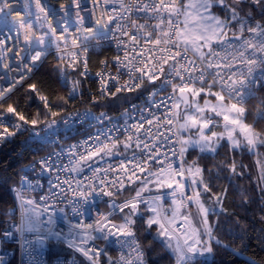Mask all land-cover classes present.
Here are the masks:
<instances>
[{
  "label": "snow or ice",
  "instance_id": "1",
  "mask_svg": "<svg viewBox=\"0 0 264 264\" xmlns=\"http://www.w3.org/2000/svg\"><path fill=\"white\" fill-rule=\"evenodd\" d=\"M34 2L35 13L22 15L10 0H0V29L7 30L0 31V62L9 72L20 74L19 80L10 78L14 82L7 89L0 87V143L24 133L40 143H55L53 137L60 126L67 128L76 120L102 123L107 119L111 127L89 132L84 140L33 162L32 171L39 165L41 174L58 173L55 183L48 182L49 194L40 196L39 201L25 199V184L35 190L26 176L20 178L21 187L10 189L15 193L12 211L20 213L15 230L24 242L43 246L50 238L63 239L83 257H73L70 264H102V257L107 258V264H150L154 242L165 250L170 264H204L197 258L211 256L217 248L242 251L224 244L211 222V217L218 222L227 213L224 204L229 186L241 197L239 207H259L264 232V129L257 128L264 121V96H257L258 91L264 93V0H91V9L87 0H63L58 8L42 0ZM115 3L119 8L106 7ZM25 8H31L29 0H25ZM82 13L92 18L87 27ZM40 21L47 31L37 36L35 22ZM53 21L64 25L59 36ZM72 27L75 32L69 51ZM21 35L25 47L15 52L19 64L13 69L6 56L19 44ZM110 37L118 49L123 48V57L99 62L104 69L95 73L99 97L119 99L117 94L122 92L143 95L152 89L147 106L133 104L131 112L126 109L121 114L123 125L112 123L105 113L96 116L90 109L81 113L69 107L78 95L83 96V83L92 75L87 42ZM53 46L60 53L52 69L54 82L65 94L55 93V99H50L53 92L29 84L27 102L38 99L42 107L38 104L36 113L26 116L18 110V103L8 101L17 84L44 66ZM110 67H115V74ZM121 69L127 70L122 83L125 73ZM70 75L76 78L69 79ZM0 79H9L7 73ZM160 93L163 95L155 99ZM97 99L92 97V102ZM252 100L258 101L254 113L248 108ZM129 119L134 122L128 123ZM221 127L222 131L216 130ZM189 149H198L202 155L188 163L185 156ZM237 149L255 157L258 175L254 187L240 190L235 183L249 168L235 158ZM221 150H225L224 159L213 167L198 162L215 160ZM65 155L68 164L61 167L58 162ZM85 170L90 175L83 179L68 175L61 180L59 175H80ZM221 180L228 185L220 187ZM97 198L108 211L99 212L97 205L95 218L84 223ZM65 201V206L59 207ZM191 206L197 210L195 216L189 211ZM69 208L79 222L70 218ZM57 210L67 223L66 233L54 230ZM45 214L46 220L42 219ZM240 223L238 219L237 225ZM154 226L155 236L145 246L137 233L142 229L147 238ZM25 233H34V240H27ZM3 236L10 237L12 232L5 229ZM97 241L104 247L97 246ZM109 244L121 249L116 261L107 254Z\"/></svg>",
  "mask_w": 264,
  "mask_h": 264
},
{
  "label": "trees",
  "instance_id": "2",
  "mask_svg": "<svg viewBox=\"0 0 264 264\" xmlns=\"http://www.w3.org/2000/svg\"><path fill=\"white\" fill-rule=\"evenodd\" d=\"M51 5L57 7L63 0H46ZM112 51L105 50L99 53H92L90 55V66L98 68L100 61L103 60ZM57 63V56L55 54H49L46 58V62L42 68L36 71L35 75L28 79L21 87L17 88L12 95V99L8 103H18V110L24 111L26 116L34 115L37 111V105L42 107V104L38 101L36 103H28L26 100V94L30 91L29 84L35 83L38 88L45 92H53L54 95L50 96V99H55V93L64 95V92L59 90V86L54 82V73L52 71L53 66ZM74 78H76L74 76ZM94 87V84L85 80L83 83L82 91L83 96L77 97L76 101L70 102L69 107L75 109H96L107 110L113 115H118L120 111L128 105L130 102L135 101L143 97L148 92H144L143 95H138L137 92H122L117 94V97H105L99 100L96 104L90 103V97L87 90ZM151 89V88H149ZM148 89V90H149ZM257 100L251 101L252 104H257ZM6 106V105H5ZM252 121L249 117L248 122ZM43 126V125H41ZM39 126V127H41ZM48 152L46 146L40 145L39 142L29 139V134H18L13 140L7 141L0 145V215L2 217L10 216L14 212L13 206V193L10 191L12 186L17 183L22 168L37 160L40 156ZM225 150H221L220 155L215 160L198 161L200 163H207L208 167H213V164L219 163L224 159ZM199 154L198 149H189V153L186 154L185 159L188 163L193 160H197ZM231 157L233 154L228 153ZM235 158L237 161L242 162L245 165H249L247 168L246 176L241 177L235 181L240 186V190L254 187L257 182V167L255 166V159L251 153L246 151L236 150ZM220 187L228 185L225 180L218 181ZM241 197L234 193L233 188L229 186L228 198L225 201L226 214H222L217 222L216 217H211V222L216 224L217 230L215 235L224 243L232 248H239L242 251H225L217 248L214 251L215 258H200L204 264H252L255 260L256 264H261L264 261V232H261L259 207L255 204H249L247 208L239 207ZM205 203L210 206L211 202L205 199ZM228 214H231L229 216ZM241 223L237 225V220ZM138 236L141 238L145 246L155 236V226L150 236L145 238V233L141 229L138 231ZM243 236L241 240L240 237ZM246 246V247H245ZM64 252H70L65 249ZM150 264H170L165 250L160 246L158 242H154L149 252ZM9 264H17L15 260Z\"/></svg>",
  "mask_w": 264,
  "mask_h": 264
},
{
  "label": "built area",
  "instance_id": "3",
  "mask_svg": "<svg viewBox=\"0 0 264 264\" xmlns=\"http://www.w3.org/2000/svg\"><path fill=\"white\" fill-rule=\"evenodd\" d=\"M30 4H31V8L30 9H26L25 8V0H10V3L12 4V6L19 11L22 15H26L27 11H31L33 13H35L36 9H35V2L34 0H29ZM42 3L47 4L49 7H54V8H58L51 5L50 3H48L46 0H42ZM87 6L89 9L92 8L91 5V0H87ZM106 7H108L109 10H111V8L116 7L119 8V4L115 3V4H109ZM15 14V13H14ZM82 15L86 16V21H85V27L89 26L90 22H91V17L88 16L86 13H82ZM49 19H52L51 17H49ZM32 20L35 21V16L32 17ZM143 22V21H141ZM42 23V21L40 22H35V32L36 35L39 36L41 35L43 32L47 31V27H40V24ZM53 26L57 27V35L59 36L61 33L62 28L64 27L63 24L57 26L55 21H53ZM0 31H7L6 29H0ZM75 32V27L69 28V39H68V46H69V51H71V34ZM117 36H119V33H116ZM48 38L46 37V40ZM126 39V38H125ZM89 44V55H91L92 53H99V52H103L105 50H110L112 51L111 53H109L103 60L107 59L109 61L112 60L113 57L119 55L121 57H123V48H119L117 47V43L114 39H111V37L108 40H97V39H90L88 42ZM99 44L100 46L97 47L96 45ZM13 44L10 41L9 42V47H12ZM25 47L24 42H23V36L21 35L20 37V42L18 45H16L14 47L13 52H9L7 53L6 56V60L7 62L10 64V66L13 69L17 68V65L19 64V59L15 56V52L19 51L20 49H23ZM61 48H64L65 45L63 42H61L60 44ZM55 54L57 57L58 55H60V53H57V50L55 48V46L52 47V49L50 50L49 54ZM48 54V55H49ZM67 59V56H66ZM82 68V65H81ZM104 70L103 69V65L100 64V66L98 68H93L92 66H90L89 63V72L92 74L90 79H87L90 83L94 84V87H91L87 90V93L90 97V103L91 104H96L97 102H99V100H101L102 98L105 97H99V88H100V84L98 79L95 76V73L97 71H101ZM110 71L115 74V67H110ZM122 72L125 73V75L121 78V83L123 82V80L127 79V70L126 69H121ZM69 72H71V70H69ZM7 73V77L9 79H0V87H3L5 89H7L8 87L11 86V84L14 82L12 81L10 78L11 77H15L16 80H19V72L17 71H12L9 72L7 69H4L2 66V62H0V77H4L5 74ZM30 79V78H29ZM69 79H74V75H70ZM28 79H26L25 81H21L19 84H17L16 89L21 87ZM160 81H157V84H159ZM114 91V89H113ZM152 91V89H149L148 92H146L143 97H141L138 100L132 101L130 102L128 105H126L118 115H113L111 114L109 111L107 110H96V109H90L92 111V113H94L96 116H100L101 113H105L107 117L112 118V123H116L117 125H123L124 124V117H122V113L125 112V110H129L130 112L132 111V105L136 104L140 107H145L147 106V102H148V97H149V93ZM168 92L171 91V88L167 89ZM163 95V93H160L157 95V97H155V99H159L160 96ZM98 97L97 101L95 103L92 102V97ZM257 96H264V93L261 92H257ZM108 97H112V96H108ZM253 101V100H252ZM256 105V104H255ZM255 105L252 104L251 102L248 105L249 111L254 113L255 112ZM81 113L89 110L86 108H81L78 109ZM0 111H2V109H0ZM160 113L157 112V115H159ZM133 116H137L138 117V113L133 112L132 113ZM145 115H147V112H145ZM119 118V119H117ZM134 121L129 119L128 123H133ZM252 122V121H251ZM43 126H41L42 128ZM106 128V127H111V124L109 123V121L107 119L103 120V122H97V121H79L76 120L75 122L71 123L70 126H68L67 128H65L63 125L60 126V131L57 134V136L53 137V140L55 141V143H49V144H45V143H40V145L42 146H46V148H48V152H46L45 154H43L42 156H40L37 160L38 161L41 157H46L48 156L50 153H54V152H58L60 151V148H67L69 145L72 144H76L82 140H84L88 133H96L98 128ZM257 128L258 129H264V121H261L257 124ZM39 130V128L37 129ZM15 137H13L11 140H13ZM10 141V140H9ZM7 142V141H5ZM3 142V143H5ZM38 142V141H37ZM3 143H0L3 144ZM118 159V158H116ZM255 159V157H254ZM53 160H55V157L53 156ZM34 161L26 164L23 168L22 171L20 173L19 179L17 181V183L14 184L13 189L14 188H18L21 187L20 185V178L22 176H26V179L28 182H31L35 188V190H29L27 189V184L24 185L23 190L26 192V196L25 199H36L37 201H39V197L42 195H48L49 194V180H52L53 183H55V175H57L58 173L53 172L51 174L45 172L43 174L40 173V168L39 165L36 166V170L32 171L31 169V165L33 164ZM114 162V161H111ZM65 164H68V158L67 155H65L64 157H62V159L58 162L59 166H63ZM257 172H258V168H257ZM61 180H63L66 176L71 175L74 179H83L84 176L90 175V173L85 170L82 174L80 175H76L74 173L69 174V173H62L59 174ZM39 182V186H36V182ZM75 186V185H73ZM65 188H67V185H64ZM53 191H56V189H52ZM13 193V197H15V193L12 191ZM68 197L71 198V193H68ZM66 204V201L64 204H60L59 207H64ZM98 205V210L99 212H104L106 213L108 211L107 205L101 201L99 198H97V200L95 201V204L93 206V210L89 213L85 214L84 217V223H91L92 220L95 218L96 216V211H95V206ZM195 207V206H191L190 208ZM69 212V216L70 218L73 220L74 223L79 222V218L77 217H72L71 216V211L70 208L67 209ZM50 211H52L50 209ZM19 219H20V213L19 210L14 211V213L10 216H6V217H2L0 215V264H9L11 261L15 260L17 264H70V261H72L73 257H76L78 260H83V257L80 256L79 253H75L72 249L68 248L67 242L63 239L61 240H57L54 238H50L48 239L43 246H40L38 244H27L24 242V238H22L20 236V233L16 232L15 230V225L19 223ZM42 219H47V214H45V216L42 217ZM55 225H54V230L56 231H60L61 229L66 233L67 232V223L65 222V220L63 219V213H60L58 210L55 211ZM15 221V223H14ZM119 222V221H117ZM47 227V225H46ZM7 229L9 231L12 232V236L5 238L3 236V232L4 230ZM35 234L34 233H25V238L27 240H34ZM97 246L99 247H104V244L100 241H97ZM65 249L70 250V252H64ZM107 254L108 256H110L114 261L118 260L121 254V249L118 245L115 244H109L106 248ZM125 253L127 252V250H124ZM207 257H211V258H215L214 254H212L211 256H207ZM200 258H206V257H198L197 259ZM84 264H87V262L85 261ZM102 264H107V258L106 257H102Z\"/></svg>",
  "mask_w": 264,
  "mask_h": 264
},
{
  "label": "crops",
  "instance_id": "4",
  "mask_svg": "<svg viewBox=\"0 0 264 264\" xmlns=\"http://www.w3.org/2000/svg\"><path fill=\"white\" fill-rule=\"evenodd\" d=\"M189 211L193 214V216L196 215V211H197L196 208H191Z\"/></svg>",
  "mask_w": 264,
  "mask_h": 264
},
{
  "label": "rangeland",
  "instance_id": "5",
  "mask_svg": "<svg viewBox=\"0 0 264 264\" xmlns=\"http://www.w3.org/2000/svg\"><path fill=\"white\" fill-rule=\"evenodd\" d=\"M200 103L202 104L203 103V100H201ZM249 123H251V121ZM216 130L217 131H222V127L221 128H217ZM184 135L187 136L188 133H184Z\"/></svg>",
  "mask_w": 264,
  "mask_h": 264
},
{
  "label": "bare ground",
  "instance_id": "6",
  "mask_svg": "<svg viewBox=\"0 0 264 264\" xmlns=\"http://www.w3.org/2000/svg\"><path fill=\"white\" fill-rule=\"evenodd\" d=\"M14 186V185H13ZM13 186H12V189H13Z\"/></svg>",
  "mask_w": 264,
  "mask_h": 264
}]
</instances>
